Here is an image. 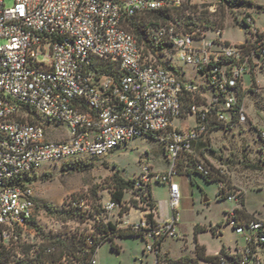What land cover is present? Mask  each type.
<instances>
[{
	"label": "built area",
	"instance_id": "obj_1",
	"mask_svg": "<svg viewBox=\"0 0 264 264\" xmlns=\"http://www.w3.org/2000/svg\"><path fill=\"white\" fill-rule=\"evenodd\" d=\"M183 0H0V228L4 239H18L34 219L36 202L28 176L42 164L82 158H100L129 140L155 134L172 164L167 173L153 174L144 165L135 178L133 207L142 213L137 222L121 214L122 206L107 193L73 194L63 205L88 230L77 236L82 245L54 262L39 258L35 264H97L100 245L124 230L152 240L146 251L157 257V243L177 238L180 189L172 178L182 155H193L192 145L207 137L211 121L245 124L247 115L238 101V87L253 63H264V28L250 14L244 17L246 39L239 44L215 39L202 46L198 29L180 33L172 25L157 29L171 43L173 59L190 66L201 81L186 80L150 55L123 27L126 19L158 9L180 7ZM169 57V56H168ZM101 63L116 67L106 75ZM209 92L210 99L205 94ZM187 101V110H184ZM22 108L35 111L55 125H65L67 137L47 140L45 127L30 124ZM228 114V117L226 116ZM193 116L194 128L178 129L177 119ZM264 136V133H262ZM193 163L204 176L218 178L221 198L238 203L239 193L223 172L196 156ZM169 188L171 214L164 222L154 219L147 189L151 182ZM151 189V188H150ZM130 209V208H129ZM153 217L147 219V215ZM227 223L242 236L244 245L217 253L211 264H264V221L229 213ZM39 247L31 257H39ZM54 253L53 248L44 255Z\"/></svg>",
	"mask_w": 264,
	"mask_h": 264
},
{
	"label": "rangeland",
	"instance_id": "obj_2",
	"mask_svg": "<svg viewBox=\"0 0 264 264\" xmlns=\"http://www.w3.org/2000/svg\"><path fill=\"white\" fill-rule=\"evenodd\" d=\"M248 1L251 4L242 11L251 13L256 26L264 28V0H184L189 10L173 11L171 25L184 31L181 25L190 17L196 24L193 28H199L205 35L194 40L196 47L213 41L216 36L212 30L217 28L222 30L221 41L239 44L246 39L236 19L242 11L237 13V9H231L227 3ZM4 5L12 6L13 0H4ZM257 7L262 9L256 11ZM168 56L164 53L161 59L170 63L182 77L195 83L201 81L190 66ZM239 95L247 122L232 129L219 127L212 130L207 137L192 145L193 155H182L175 165L176 174L172 180L180 189V221L176 228L177 238L168 237L161 241V264H167L168 259L178 263L181 258H192L196 245L203 246L207 256L219 253L221 247L226 250L242 247L245 239L236 235L227 223L229 213L235 207L244 209L249 217L264 221V63H253L249 73L244 75ZM173 125L194 128L195 119L193 116L185 120L177 119ZM45 134L47 140H61L67 136V128L65 125L46 124ZM194 156L223 172L234 193L240 192L238 203L221 199L218 183L207 182L194 172L190 163ZM80 161L81 164L76 167H81V171L75 170L70 160L44 163L30 175V180L26 182L32 188L37 204L33 219L35 227L21 235L19 246L55 244L60 251V243L69 245L73 238L77 239L79 234L83 235L88 230L86 221L70 217L65 214L67 210H63L62 206L71 195L95 191L107 198V191L112 190L114 174L123 179H135L144 165L153 174H164L172 164L161 139L146 135L133 138L100 158L86 157ZM258 166H262L263 170L256 169ZM187 171H191V180ZM150 188L156 200L159 223L164 222L171 214L168 185L153 181ZM204 199L206 202H203ZM124 204L133 205L129 195L125 197ZM129 208L128 219L137 222L141 212ZM113 241L119 251L111 248L110 241L103 243L96 252L97 264L156 263L155 253L146 251V245L152 243L151 239L128 236L116 237ZM18 248V245L13 247L17 254L20 253ZM198 264L210 263L199 261Z\"/></svg>",
	"mask_w": 264,
	"mask_h": 264
},
{
	"label": "trees",
	"instance_id": "obj_3",
	"mask_svg": "<svg viewBox=\"0 0 264 264\" xmlns=\"http://www.w3.org/2000/svg\"><path fill=\"white\" fill-rule=\"evenodd\" d=\"M227 4H228V7L229 6L231 7V9H233V8L237 9L236 12L238 13V11H242L243 9H245L246 5L249 6L251 4V1H248L246 3H239V4L238 3L231 4L230 2H228ZM189 8L190 7H186L184 5V0H183V4L180 7L171 8V9H158V10L146 12L144 14L132 17L130 19H126L123 22V27L130 34H132L134 36V38L137 40V42L139 43V45L141 47H143L142 49H143L144 57L148 58L150 55H153V57L157 60L158 63L162 64L163 66H165L171 70H174L170 63L164 62L161 59V56L164 53H165V55L166 54L169 55V58H173V50L171 47V43H169L168 41L158 37L157 29H159V27L164 26V25H171L172 12L173 11L181 10V12H185V11L189 10ZM260 9H262V7H260ZM238 14L240 16H238L236 18L237 22L239 23L240 27L243 29V31L246 34L247 31H245L246 26L244 23V17L249 16L251 13L242 11ZM181 26H182V28H184L183 29L184 31H182V30L179 31L177 28H176V30L180 33H187V32L194 30L195 28H193V27H195L196 24L189 17V20L184 22ZM197 29L201 32V30L199 28H197ZM99 66L102 68L103 72L108 76H114L115 74H118L116 67H113L109 64L101 63ZM241 89H242V86L240 85L238 87V91H237L238 101L240 104H242L241 98L239 97L240 96L239 93L241 92ZM187 106H188L187 101H184V105H183L184 110H187V108H188ZM22 111L24 113V119H26L28 121V123H30V124H37V125L45 127L46 124L51 123L49 120H46V119L40 117L39 114H37L35 111H33L29 108H22ZM236 125H237V123H235L234 120L229 125L216 124L213 121H211V125L208 128L207 134H209L212 130L219 128V127L232 129ZM146 136H151V137H155V138L157 137L155 134H147ZM92 159H95V158H92ZM64 162H67V161H64ZM190 163L192 165L194 172L201 175L207 182H217L218 181V178L215 176H212V177L204 176L203 174L198 172L194 163H193V159L191 160ZM71 164L75 165V167H74L75 170H77V171L83 170V169H81V167H78V168L76 167V166H79L81 164L80 159H72ZM208 166H210V165H208ZM210 167L213 169V171L215 173H217V171H219L218 169H215L212 166H210ZM263 168H262V166L256 167V169H259V170H263ZM190 174H191V171H187V176L189 178H190ZM28 180H30V176L27 177L26 181H28ZM189 180H191V179H189ZM134 182H135V179H123L122 177H119L116 174H114V176H113L112 190L107 191V193L110 195V197L113 201H115L120 206H122L121 214L129 211V208H127L124 204V199L127 195H129V200L134 204L133 197L135 195H137V193H136L137 190L134 188ZM90 193L92 196H95L97 194L95 191H90ZM146 196H147L148 201L150 203V207L154 208V205L151 202L150 188L147 189V195ZM218 196L219 197L221 196L220 190L218 191ZM36 207H37V204H36ZM62 207L64 210V206H62ZM49 212L55 213V211H53V210H49ZM65 212H67L65 214H68L70 217L74 216L73 213L69 210H67ZM152 217L153 216L151 214L147 215V219L150 221H151ZM28 224H29V229L35 227V223H34L33 219ZM21 235L22 234L18 235L17 240H14L12 238L4 239L2 237V230L0 228V264H35V262H37L39 260V258L43 259L44 261H49L50 263H52V262H54V260H57L58 258H60L61 256L65 255V254L70 255L74 251H77V249H79V247L82 245L80 242H78L77 239L73 238L70 241L69 245H65L64 243H60V246H61L60 251L55 244H48V245H36V244H34V245L19 246V243L21 242ZM128 236H142V235L138 234V233H129V232H126L124 230H121L116 234L114 239L116 237L123 238V237H128ZM114 239L109 240L111 242V248L118 252L119 247L114 243V241H113ZM161 241L157 243L158 254L156 257V260H157L156 264H159L161 261V257L159 256V248H160ZM14 245L15 246L18 245V247H19L18 249H20V253H18V254L15 253V251L13 250ZM35 247H39V252H40L39 257L32 258L31 252H32V249H34ZM48 248L54 249V253L50 256L44 255L45 250ZM224 250H225L224 247H221L219 252L222 254V253H224ZM194 252H195L194 258H188V257L181 258V261L178 263H176V261L168 259L167 264H198V261H204V262H208L211 264L216 258V256H207L205 254V248L203 246L196 245Z\"/></svg>",
	"mask_w": 264,
	"mask_h": 264
},
{
	"label": "crops",
	"instance_id": "obj_4",
	"mask_svg": "<svg viewBox=\"0 0 264 264\" xmlns=\"http://www.w3.org/2000/svg\"><path fill=\"white\" fill-rule=\"evenodd\" d=\"M205 96H206V98H207V100H209L210 99V94H209V92H207L206 94H205ZM189 117V116H188ZM188 117H186V118H184V119H179V120H185V119H187ZM176 128H178V129H186V128H188V127H186V126H184V127H176ZM67 137V136H66ZM66 137H64L63 139H65ZM62 140V139H61ZM188 179H189V177H188ZM190 179H191V177H190ZM150 197H151V202L153 203V205H154V208H155V214H154V219H155V221L156 222H159V220H158V216H157V204H156V200H155V198H154V195H153V192L151 191V189H150ZM242 206H243V202L242 203H240ZM235 209H237L238 210V216L240 217V218H245V217H248V213L244 210V209H240V208H237V207H235ZM141 215H142V213H141ZM168 219V218H167ZM99 249V248H98ZM225 249V248H224ZM220 251V250H219ZM218 252H216L214 255H216ZM213 255V256H214ZM159 256L160 257H162V255H161V244H160V248H159ZM195 257V254H194V256L192 257V258H194ZM163 261H160V263L159 264H161ZM156 263H157V260H156ZM155 263V264H156ZM198 263H199V261H198Z\"/></svg>",
	"mask_w": 264,
	"mask_h": 264
},
{
	"label": "water",
	"instance_id": "obj_5",
	"mask_svg": "<svg viewBox=\"0 0 264 264\" xmlns=\"http://www.w3.org/2000/svg\"><path fill=\"white\" fill-rule=\"evenodd\" d=\"M260 10V7H257L256 8V11H259ZM190 179V178H189ZM203 202H206V200L204 199Z\"/></svg>",
	"mask_w": 264,
	"mask_h": 264
}]
</instances>
